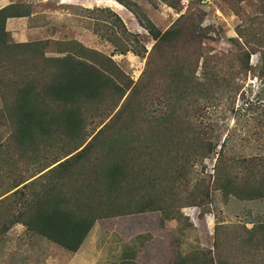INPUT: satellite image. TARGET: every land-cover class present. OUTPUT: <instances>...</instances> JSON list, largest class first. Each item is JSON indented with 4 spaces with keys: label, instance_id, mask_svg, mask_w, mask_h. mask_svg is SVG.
Instances as JSON below:
<instances>
[{
    "label": "trees",
    "instance_id": "trees-1",
    "mask_svg": "<svg viewBox=\"0 0 264 264\" xmlns=\"http://www.w3.org/2000/svg\"><path fill=\"white\" fill-rule=\"evenodd\" d=\"M113 1L153 43L134 83H117L104 69L70 54L47 58V40L9 43L6 20L30 12L24 4L0 9V107L10 130L8 145L31 160L44 158L41 153L51 146L58 154L43 162L37 177L17 183L0 199L10 197L7 207L15 210L0 218V238L13 225H21L31 235L75 253L99 220L147 212H158L160 224L175 219L181 208L178 181L191 161L212 152L206 132L187 116H178L175 108L234 89L236 77L250 69V56H264L263 6L260 19L243 20L235 28L236 37L229 39L233 50L218 57L199 45L194 13L180 15L160 32L134 2ZM180 1L168 0L167 5L176 9ZM90 12L105 17L104 24H95L94 33L115 53L144 58V44L117 15L106 8ZM179 41L182 48L177 49ZM143 97L167 106L152 116L143 109ZM97 110L104 117L98 129L86 135V116ZM214 172V187L223 198L264 201V155L242 158L234 168L216 167ZM176 247L167 264H251V257L264 252V222L231 233L215 228L212 253L181 255Z\"/></svg>",
    "mask_w": 264,
    "mask_h": 264
},
{
    "label": "rangeland",
    "instance_id": "rangeland-1",
    "mask_svg": "<svg viewBox=\"0 0 264 264\" xmlns=\"http://www.w3.org/2000/svg\"><path fill=\"white\" fill-rule=\"evenodd\" d=\"M13 1L24 4L30 13L27 19L5 22L9 43L47 40V58L70 54L104 69L117 83L125 79L134 83L139 79L153 43L133 16L113 0ZM130 1L160 32L171 27L180 15L194 13L193 24L200 31L199 45L203 52L218 57L233 50L229 39L236 37L235 28L243 20L260 19L259 7H264V0H181L176 9L167 5L168 0ZM102 8L117 15L125 29L138 36L146 49L144 58L130 52L119 55L94 33L95 24H104L105 17L90 11ZM181 43L175 47L182 48ZM248 66L245 75L236 77L234 89L221 91L207 102L198 100L175 108L178 116H187V120L206 132L204 136L212 147L204 158L191 161L186 175L178 181L177 200L181 208L175 219L160 224L158 212H147L99 220L75 253L31 235L21 225H13L0 238V264H167L173 255L172 246L177 245L181 255L212 253L215 228L231 233L237 227L249 229L264 222V201L223 198L214 187L216 167L231 169L242 158L264 155V56L251 55ZM225 68L223 76L227 73ZM199 75L197 70L195 76ZM164 104L153 98L150 103V98L143 97V109L152 116L163 112L167 106ZM99 110L86 116V135L98 129L104 117ZM9 131L0 107V199L9 195L17 183L37 177L43 162L58 157L56 148L51 146L41 153L44 158L31 160L8 145ZM9 199L0 201L2 220L15 213L12 206L10 210L7 207ZM260 255L251 257V264H264V252Z\"/></svg>",
    "mask_w": 264,
    "mask_h": 264
},
{
    "label": "crops",
    "instance_id": "crops-1",
    "mask_svg": "<svg viewBox=\"0 0 264 264\" xmlns=\"http://www.w3.org/2000/svg\"><path fill=\"white\" fill-rule=\"evenodd\" d=\"M11 4H17V3H15L13 0H0V9L1 8H4V7H6V6H8V5H11ZM23 19H27V18H15V19H7L6 20V23L7 22H9V21H16V20H23ZM8 24H6V26H7ZM19 43H24V42H19ZM91 230V229H90ZM90 232V231H89ZM88 232V233H89ZM88 235V234H87ZM87 237V236H86ZM86 239V238H85ZM84 239V240H85ZM84 242V241H83ZM83 242H82V244H83ZM81 244V245H82ZM80 248V247H79Z\"/></svg>",
    "mask_w": 264,
    "mask_h": 264
}]
</instances>
